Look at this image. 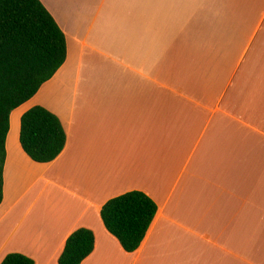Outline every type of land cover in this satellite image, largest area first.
I'll return each instance as SVG.
<instances>
[{
    "label": "crops",
    "instance_id": "1",
    "mask_svg": "<svg viewBox=\"0 0 264 264\" xmlns=\"http://www.w3.org/2000/svg\"><path fill=\"white\" fill-rule=\"evenodd\" d=\"M39 1L66 59L10 114L0 264H58L81 228L94 235L81 264H264V0ZM36 106L67 138L47 164L19 144ZM133 191L157 212L127 253L100 211Z\"/></svg>",
    "mask_w": 264,
    "mask_h": 264
},
{
    "label": "trees",
    "instance_id": "2",
    "mask_svg": "<svg viewBox=\"0 0 264 264\" xmlns=\"http://www.w3.org/2000/svg\"><path fill=\"white\" fill-rule=\"evenodd\" d=\"M65 59V36L39 0H0V204L10 114L30 100ZM66 140L59 119L43 107H33L22 115L19 144L33 162L54 161L64 150ZM156 212L157 206L148 196L133 191L106 202L100 218L121 248L133 253L144 240ZM93 248V233L78 229L66 240L58 264H81ZM1 264L34 262L14 253Z\"/></svg>",
    "mask_w": 264,
    "mask_h": 264
},
{
    "label": "rangeland",
    "instance_id": "3",
    "mask_svg": "<svg viewBox=\"0 0 264 264\" xmlns=\"http://www.w3.org/2000/svg\"><path fill=\"white\" fill-rule=\"evenodd\" d=\"M20 109L16 110V112L14 113L13 115V120H14V124H13V130H12V133L10 134L9 138H8V142L9 144H13L14 143V135L16 133V120H17V117H18V114L20 113ZM12 121V120H11ZM11 121H10V126H11Z\"/></svg>",
    "mask_w": 264,
    "mask_h": 264
},
{
    "label": "bare ground",
    "instance_id": "4",
    "mask_svg": "<svg viewBox=\"0 0 264 264\" xmlns=\"http://www.w3.org/2000/svg\"><path fill=\"white\" fill-rule=\"evenodd\" d=\"M16 112V111H15ZM14 112V113H15ZM14 113L11 115V126H10V133H9V136H10V134L12 133V130H13V124H14V120L12 119L13 118V115H14Z\"/></svg>",
    "mask_w": 264,
    "mask_h": 264
}]
</instances>
